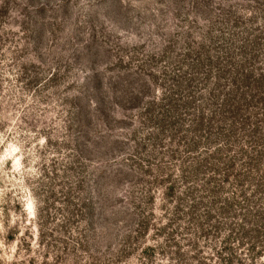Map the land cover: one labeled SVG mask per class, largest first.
Returning a JSON list of instances; mask_svg holds the SVG:
<instances>
[{"label": "rangeland", "instance_id": "1", "mask_svg": "<svg viewBox=\"0 0 264 264\" xmlns=\"http://www.w3.org/2000/svg\"><path fill=\"white\" fill-rule=\"evenodd\" d=\"M0 264H264V0H0Z\"/></svg>", "mask_w": 264, "mask_h": 264}]
</instances>
